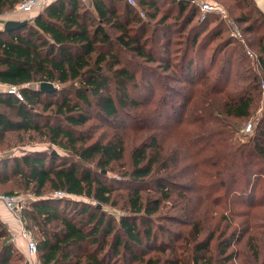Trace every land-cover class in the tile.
<instances>
[{"label": "trees", "instance_id": "obj_1", "mask_svg": "<svg viewBox=\"0 0 264 264\" xmlns=\"http://www.w3.org/2000/svg\"><path fill=\"white\" fill-rule=\"evenodd\" d=\"M20 1L0 0V15ZM195 3L170 0L162 11L158 0H53L26 25L0 30V83L24 95L0 92V143L39 134L69 153L0 160V184L36 196L22 217L41 264H258L264 255V217L253 215L264 205L255 170L264 11L236 0L241 37L222 39L223 24L203 33L209 17L198 19ZM46 81L60 87L42 92ZM93 119L108 130L96 137ZM7 226L0 218V264L22 252Z\"/></svg>", "mask_w": 264, "mask_h": 264}, {"label": "rangeland", "instance_id": "obj_2", "mask_svg": "<svg viewBox=\"0 0 264 264\" xmlns=\"http://www.w3.org/2000/svg\"><path fill=\"white\" fill-rule=\"evenodd\" d=\"M158 1H159V5L161 6V10L162 11L165 8L169 7V5H170V0H158ZM86 2L89 3V0H86ZM195 2H196L195 5H197V7L200 8V13H199L197 18L199 19L200 15H201L202 20L205 19L206 17H209L208 18V22H206V24H205V26L203 28V31H204L203 33H205L206 31H208L210 29H212L216 25L223 24V25H225V28L222 31V37H221L222 39L223 38L225 39L227 35L235 34V32H234V24L235 25H237V24L235 23L234 19H235V16L238 13H240V10L235 7L236 0H198V1H195ZM205 4L210 5L212 7V9L211 10H207V11L204 10L203 7H204ZM138 11L140 13V16L143 19H148V15L146 14L145 11H143L142 9H139V8H138ZM12 12L13 11L8 12V14L12 13ZM169 21H170V23H172L173 20H169ZM151 22H152V25H153L155 23V20H151ZM112 33H115V32L113 31ZM149 34H150V32H149ZM218 41H216L215 43H217ZM248 51H250V50H248ZM252 55L253 56L255 55V51L254 50L252 51L250 56H252ZM214 72H213V74H214ZM55 84L60 87V85L58 83H55ZM157 93L161 94V91L159 90ZM46 99H49V98H46ZM50 99H53V98H50ZM39 109H42V108L39 107ZM259 113H260V110H258L256 112V114L251 117V119L249 121V124H251V129L247 130V126L249 125L248 124L246 126V130H245L246 133L247 132H252L254 123H255ZM92 121L96 123V126H95L96 130H97L95 132L96 133V137L101 135L104 131L108 130V128L105 125L106 123H103V121L101 119H99L98 121L96 119H93ZM182 123H184L183 125H185L186 121L184 120ZM102 125L104 127L100 128ZM9 137H10V140L8 141V143H0V160L5 158L6 156L7 157H9V156L13 157L15 154L25 153V152L33 151V150H43V149H46V150H48V152H52V153L56 152V153H60L62 155H65V154L69 155L68 152L60 149L58 146L47 143L46 139L44 137H41L39 134H36V136H35L36 138L35 139H31V141L25 140V142L23 144H20V143L17 142V139H16L17 137L14 134H11ZM179 140H180V137H179ZM260 161H262V162H260V165L258 164V166L256 167L255 170L257 171V169H258L259 174L262 172V174L264 175V160H260ZM181 181H186V180H181ZM181 183H183V182H181ZM196 185L198 187H202L199 183H196ZM10 189L13 190V192H12L13 194L16 193V194L21 195L23 197V199H24L23 200V206H24L23 209L29 207L30 206V202L36 199V196L31 191H24L22 189H18L16 187H10V186L4 187L3 184H0V193H6L5 191H9ZM263 190L264 189L262 187L261 188L260 187L257 188L256 200H259V199L263 200V197L259 196V193H262ZM243 194H244V192L241 193V195H243ZM246 195H247V193L245 195H243V196L245 197ZM78 199L87 200L85 197H78ZM105 209L108 210V211H112L113 213H116L117 215H120L123 212L120 207L114 208V207L106 206ZM166 211H169V210H166ZM255 214H257L258 216L264 217V205L254 208L253 209V215H255ZM257 221H259L260 225L263 226L262 231L264 233V219L260 218ZM170 225H172L175 228V230L178 231V232H181V231H183V229H186L184 226H181L178 223L172 222V223H170ZM24 226L28 227L30 230H32L33 235H35V237L38 238L35 229H32L29 226H26V224H24ZM13 234H14V232L11 231V239L10 240L12 242H14ZM164 237L167 238V234H165ZM262 239L264 241V234L262 236ZM243 244H244V242L241 244V246ZM26 248H27V246H26ZM19 255L21 256V258L18 257ZM263 260H264V255H262V257H261V259H260L258 264H261V262ZM26 261H28L29 264H41L40 260H39L38 253L36 255H34V256H31L28 253L27 249L25 250V252L22 251L21 253L15 255L13 264H24Z\"/></svg>", "mask_w": 264, "mask_h": 264}, {"label": "built area", "instance_id": "obj_3", "mask_svg": "<svg viewBox=\"0 0 264 264\" xmlns=\"http://www.w3.org/2000/svg\"><path fill=\"white\" fill-rule=\"evenodd\" d=\"M53 0H22L13 10V13H25L31 14L37 10L42 11L50 2ZM130 3H135V0H128ZM204 10H211L212 7L208 4H205L203 7ZM235 35L241 37L240 30L237 25L234 24ZM251 54V51H248ZM264 86V84H263ZM0 90L7 92L11 95H14L17 99L23 101L24 95L20 88L17 85H8L0 83ZM251 129V124L247 126V130ZM65 195L62 191H56L53 196H63ZM23 197L18 194H2L0 193V203H2L16 218L21 217V212L24 208L23 206ZM20 235L26 241L27 251L31 256H34L38 253L37 241L34 238L31 230L23 226L20 230Z\"/></svg>", "mask_w": 264, "mask_h": 264}, {"label": "crops", "instance_id": "obj_4", "mask_svg": "<svg viewBox=\"0 0 264 264\" xmlns=\"http://www.w3.org/2000/svg\"><path fill=\"white\" fill-rule=\"evenodd\" d=\"M259 7L264 11V0H256ZM41 11L37 10L34 13L31 14H25V13H6L3 15H0V30L4 29V25L6 21L8 20H31L37 14H39ZM0 92H3L0 90ZM26 153V152H25ZM25 153L15 154L14 156H21ZM22 214V212H21ZM0 218L8 225L9 229L14 232V242L16 246L25 252L26 248V241L24 238L20 235V230L24 226L23 217L21 215L20 218H16L2 203H0ZM20 225V226H19ZM19 233V234H18Z\"/></svg>", "mask_w": 264, "mask_h": 264}, {"label": "water", "instance_id": "obj_5", "mask_svg": "<svg viewBox=\"0 0 264 264\" xmlns=\"http://www.w3.org/2000/svg\"><path fill=\"white\" fill-rule=\"evenodd\" d=\"M190 1H198V0H190ZM27 22H28V20H8V21H6L3 30L13 31V30H16V29L26 25ZM38 88L42 92H49V93L55 92L58 89V87L54 83L47 82V81L40 83Z\"/></svg>", "mask_w": 264, "mask_h": 264}]
</instances>
